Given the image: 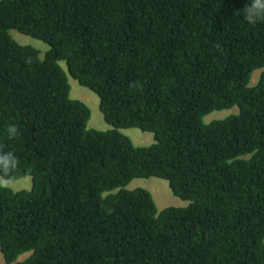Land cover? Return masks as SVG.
Masks as SVG:
<instances>
[{
    "label": "trees",
    "instance_id": "trees-1",
    "mask_svg": "<svg viewBox=\"0 0 264 264\" xmlns=\"http://www.w3.org/2000/svg\"><path fill=\"white\" fill-rule=\"evenodd\" d=\"M249 2L0 0V145L15 181L32 177L0 188L5 264H264V23L244 19ZM70 76L112 128L89 127ZM150 177L188 204L128 188Z\"/></svg>",
    "mask_w": 264,
    "mask_h": 264
},
{
    "label": "rangeland",
    "instance_id": "rangeland-1",
    "mask_svg": "<svg viewBox=\"0 0 264 264\" xmlns=\"http://www.w3.org/2000/svg\"><path fill=\"white\" fill-rule=\"evenodd\" d=\"M11 32L14 33L15 37L21 43H30L33 44L40 49L43 50L42 56H44L45 52L50 48L49 45L37 38L24 34L17 29H11ZM66 67L65 62H62ZM262 70H256L252 74V82L256 83L259 80L260 74ZM70 83L72 85L71 89V97L74 99H80L86 102L91 109V119L89 121V127L98 129V130H108L112 128V126L107 123L104 119L103 112L100 108V98L98 94L92 91L90 88L81 85L76 79L70 76ZM232 112H238V107H233L232 109H223L216 110L212 112L208 117V120L224 118L230 115ZM124 133L128 134L132 140L137 145H150L153 143L154 135L152 132L142 131L139 128H128L123 129ZM15 185L17 190L21 189H31L32 188V177L25 176L21 179L15 181ZM135 187H144L149 189L155 198V201L160 210L168 207V206H185L187 205V201L183 200L181 197L176 196L168 183L167 180L158 178V177H150V178H136L129 185L128 188ZM29 254H25L20 257V259H24ZM0 264H5V260L3 254L0 250Z\"/></svg>",
    "mask_w": 264,
    "mask_h": 264
},
{
    "label": "clouds",
    "instance_id": "clouds-1",
    "mask_svg": "<svg viewBox=\"0 0 264 264\" xmlns=\"http://www.w3.org/2000/svg\"><path fill=\"white\" fill-rule=\"evenodd\" d=\"M244 13V19L249 24L264 23V0H250L244 7ZM12 35L15 37L14 33ZM6 132L8 139H15L19 135V129L15 124H9ZM19 165L20 161L15 153L6 151L4 145H0V188L17 191L14 177Z\"/></svg>",
    "mask_w": 264,
    "mask_h": 264
}]
</instances>
